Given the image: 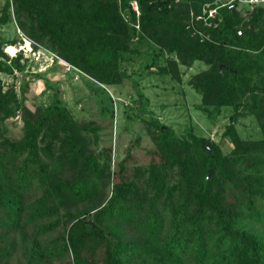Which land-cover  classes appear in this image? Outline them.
I'll list each match as a JSON object with an SVG mask.
<instances>
[{"label":"trees","instance_id":"16d2710c","mask_svg":"<svg viewBox=\"0 0 264 264\" xmlns=\"http://www.w3.org/2000/svg\"><path fill=\"white\" fill-rule=\"evenodd\" d=\"M137 1L139 15L130 0H12V4L16 25L28 38L103 85L120 82L122 61L130 59L125 53H136L132 39L139 28V43L145 36L161 47L155 57L166 50L185 66L206 60L210 69L193 75L191 83L201 90L207 112L232 109L222 131L232 148L224 152L193 126L178 137L152 118L148 134L158 149L154 150L158 161L148 164L139 185L126 173L127 153L116 164L110 196L94 207L99 194L94 180L103 169L82 132H93L97 141L100 126L74 118L58 87L49 86L51 103L31 110L13 87L3 90L0 79V121L20 111L23 122L17 140L6 136L4 128L0 131V264H10L17 231L58 215L60 209L69 225L43 252L35 240L24 264H42L49 257L69 259L63 264H95V252L102 264H149L148 257L151 264H264L263 8L244 16L236 4L223 7L218 25L203 27L209 39L199 41L186 29L185 19L190 8L198 13L200 4L209 0ZM9 8L7 0L1 23L8 21ZM14 67H20L18 56L9 63L0 61V71L11 73ZM168 68L180 80L175 60L168 61ZM246 114L255 117L260 138L244 139L237 132L236 123ZM105 153L110 160L111 146ZM54 161L79 166L76 176L59 177ZM173 169L175 179L168 184ZM83 202L91 206L69 208ZM61 215L37 224L36 235L56 229ZM256 224L263 230H256ZM126 226L143 238L134 239Z\"/></svg>","mask_w":264,"mask_h":264},{"label":"rangeland","instance_id":"374dc122","mask_svg":"<svg viewBox=\"0 0 264 264\" xmlns=\"http://www.w3.org/2000/svg\"><path fill=\"white\" fill-rule=\"evenodd\" d=\"M5 1L7 0H0V18ZM8 1L10 17L7 22H0V52L3 53V55L0 53V61L9 63L12 58L18 56L20 67H14L11 73L0 71L3 90L13 87L21 103L34 110L37 106L47 105L53 101L49 86L58 87L66 107L74 118L92 126H100L97 141L93 132H82L85 142L103 169L102 176L97 177V181L94 180L99 192L93 200L94 207H100L110 196L112 186L116 182V177H113L117 170L116 164L126 157L127 153L129 155L126 173L139 185L142 184L143 177L146 175L148 164L152 159L158 161V156L154 152L158 149L148 134V130L153 128L150 124L152 118H157L164 126L172 128L178 137L187 135V131L193 126L197 132L217 142L224 152L232 148L229 139L222 138V131L232 109L222 107L219 113L213 109L211 113L207 112L201 105V90L191 83L193 75L210 69L211 64L206 60H195L191 66H185L181 64L175 53H169L166 50L155 57L154 54H157V49L161 47L145 36L139 43V35L142 32L140 28L139 30L135 28L139 31V35L135 34L133 37L131 50L135 49L136 53L135 55L125 53V56H129L130 59L122 61L120 82L114 85H103L61 59L46 45L28 38L17 27L13 16L12 0ZM209 1L201 3L200 10L201 6ZM243 8L245 5L240 7V9ZM196 14L192 8L189 9L185 19L186 29L199 41L208 40L209 36L203 30L204 24L195 19ZM170 59L178 64L180 80H177L172 75V70L168 68ZM164 66L168 68L167 72L160 69ZM111 112H113L112 116ZM22 126L20 111L15 116L8 117L3 122L0 121V131L4 128L6 130L4 134L12 140L21 137ZM236 130L244 139L261 137L260 127L251 114L239 118ZM108 146H111L110 160L105 153ZM54 163L60 172L59 177L71 179L78 172L79 166L74 167L67 162L59 164L54 161ZM173 171L174 169L168 172V184L175 179ZM159 173L155 172V175ZM34 194L39 195L40 191H35ZM34 194L29 200L34 197ZM85 203L72 205L69 208L75 211L82 209L86 204H88L86 207L91 206ZM157 204L161 205L162 200H159ZM63 212L64 209H60L58 215L31 223L23 230L17 231L14 236L17 242L16 251L10 259V264H24L29 258L35 240L39 252L51 246L57 233L62 232L63 228L69 225L65 224L66 220L61 215ZM163 214L168 221L169 215L165 211ZM60 215L61 223L56 229L46 234L36 235L34 229L37 224H46ZM260 225L256 224L253 227L256 230H263V226ZM126 229L135 237L134 239L143 238L134 228L126 226ZM93 256L95 264H102L99 252H95ZM68 260L49 257L45 258L42 264H63ZM148 262L152 263L151 257H148Z\"/></svg>","mask_w":264,"mask_h":264},{"label":"built area","instance_id":"2783aa9c","mask_svg":"<svg viewBox=\"0 0 264 264\" xmlns=\"http://www.w3.org/2000/svg\"><path fill=\"white\" fill-rule=\"evenodd\" d=\"M129 4L136 15H139L138 1L130 0ZM231 4H236L238 9L245 5V8L241 10L244 16H246L247 11H251L260 6L263 8L262 16L264 18V0H211L209 2H205L201 6V10L196 14L195 19L203 22L204 27H216L221 21V16L219 15L220 9ZM136 27H138V25H136ZM237 33L241 34V29H238Z\"/></svg>","mask_w":264,"mask_h":264},{"label":"water","instance_id":"95a60500","mask_svg":"<svg viewBox=\"0 0 264 264\" xmlns=\"http://www.w3.org/2000/svg\"><path fill=\"white\" fill-rule=\"evenodd\" d=\"M221 71H222V66H220V72H221ZM211 173H212V169H211V168H209V169H208L207 178H209V177H210ZM91 223H92V222H91Z\"/></svg>","mask_w":264,"mask_h":264}]
</instances>
